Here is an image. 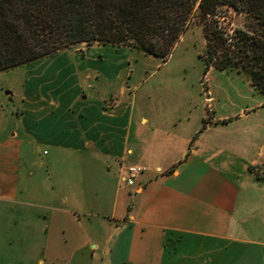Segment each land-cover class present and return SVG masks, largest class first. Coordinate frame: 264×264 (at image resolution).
<instances>
[{"label":"crops","instance_id":"0c3cea01","mask_svg":"<svg viewBox=\"0 0 264 264\" xmlns=\"http://www.w3.org/2000/svg\"><path fill=\"white\" fill-rule=\"evenodd\" d=\"M185 35L0 130V233L24 262L264 264V93Z\"/></svg>","mask_w":264,"mask_h":264},{"label":"trees","instance_id":"16d2710c","mask_svg":"<svg viewBox=\"0 0 264 264\" xmlns=\"http://www.w3.org/2000/svg\"><path fill=\"white\" fill-rule=\"evenodd\" d=\"M224 8L250 26H220ZM193 24L206 39L207 66L235 67L264 93V0H0V71L83 42L166 58Z\"/></svg>","mask_w":264,"mask_h":264},{"label":"rangeland","instance_id":"374dc122","mask_svg":"<svg viewBox=\"0 0 264 264\" xmlns=\"http://www.w3.org/2000/svg\"><path fill=\"white\" fill-rule=\"evenodd\" d=\"M223 10L226 14L220 18V26L228 29L229 32L237 27L250 26V19L244 14L236 13L233 9L224 8ZM185 34L183 45L196 49L204 47L200 57L205 62L206 39L201 26L193 24ZM102 49L103 55L99 57L97 53ZM117 50H122L125 54L132 50L136 58L150 55L125 44L83 42L30 63L0 71V130L5 128L13 130L17 127V112L24 108L23 105L28 107L34 104L37 98L70 97L78 88H86L89 83H95L97 81L95 77L89 79L87 75L89 70L94 72L96 64L107 65L120 61L119 57L122 54ZM153 56L157 63L165 61L168 57ZM229 70L248 78L235 67ZM257 167L258 171L264 174V160ZM22 233L27 234L28 232L23 231ZM10 234L9 232L0 233V264H29L24 262L19 252L20 248L16 246V239L12 236L14 234ZM27 240L29 243L30 239Z\"/></svg>","mask_w":264,"mask_h":264},{"label":"built area","instance_id":"2783aa9c","mask_svg":"<svg viewBox=\"0 0 264 264\" xmlns=\"http://www.w3.org/2000/svg\"><path fill=\"white\" fill-rule=\"evenodd\" d=\"M143 171V167L140 165H130L126 169V175L123 176V180L128 185H133L140 172Z\"/></svg>","mask_w":264,"mask_h":264}]
</instances>
